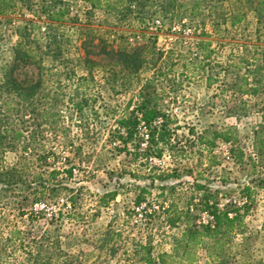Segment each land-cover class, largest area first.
<instances>
[{
	"label": "rangeland",
	"instance_id": "374dc122",
	"mask_svg": "<svg viewBox=\"0 0 264 264\" xmlns=\"http://www.w3.org/2000/svg\"><path fill=\"white\" fill-rule=\"evenodd\" d=\"M59 1L6 0L0 13V78L22 28L30 27L29 38L41 46L48 32L59 44V54L54 44L33 49L42 67L29 63L13 71L23 85L40 83L32 107L0 97L2 108L10 107L2 122L20 132L15 148L0 151V264H131L138 242H149L155 259L165 252L169 264H264L257 227L264 212V26L251 6L162 0L176 14L168 29L158 14L147 21L119 5L89 9L80 0ZM141 1L144 12L156 9L157 0ZM44 8L63 14L50 20ZM237 10L242 18L231 25ZM121 47H139L151 61L136 74L116 65L108 70ZM84 57L96 63L90 74ZM145 82L178 140L142 164L129 154L132 143L126 153L112 149L120 143H110V135L141 100ZM134 115L143 140L145 125L140 112ZM211 131L231 139L216 138L208 149L196 136L208 138ZM159 173L173 176L155 177ZM194 181L204 187L195 189ZM110 190L117 195L102 203ZM203 191L219 209L245 198L247 211L217 243L201 236L186 246L181 234L190 221L183 213L196 214L198 223Z\"/></svg>",
	"mask_w": 264,
	"mask_h": 264
},
{
	"label": "trees",
	"instance_id": "16d2710c",
	"mask_svg": "<svg viewBox=\"0 0 264 264\" xmlns=\"http://www.w3.org/2000/svg\"><path fill=\"white\" fill-rule=\"evenodd\" d=\"M80 1L87 3L89 5V9H109L119 5L120 7H124L129 12L136 11V15H146L143 16V19H146L147 21L153 19L151 18V14H153L154 16L158 14L162 18H166L168 20V29H170L171 25L173 24V18L176 15L173 9L170 10L169 7H164L162 0L156 1V9L153 10L152 13H147L146 11V13L144 12L143 1L141 0ZM237 1L242 3L247 2L251 6L252 11L255 12L258 23L264 26V0ZM5 2L6 0H0V13H3V6L7 5ZM44 12L47 13L46 17L50 20H58L63 14V10H59L57 12L53 8H51L50 10L45 9ZM241 18L242 14L239 12V10H237L234 14H231L229 22L231 25H234L235 23H238ZM29 30L30 27L29 29L24 27L21 29V31H19L18 38L12 48V58L4 65V71L2 72L0 78V97L3 96V94L5 95V97H9L8 99H12V97L15 96L17 97L18 101L21 100L25 102V105L30 108L32 107V102L36 94V88L39 86L40 83L37 80L33 83H29L28 85H23L20 80L16 79L13 71L16 67L29 63L36 64L38 68L42 67L40 66V62H38V58L32 54L33 49L35 50L43 47L47 51L48 44H54V46H52L53 52H57L59 54V44L56 36L53 33L48 32L45 36V38L47 39V44L41 46L38 42H35V38H29ZM143 49L145 48L143 47ZM114 54L117 56L116 61L109 64V66L107 67L108 70H111L116 65L120 67V69L130 71V74H136L139 70L146 68L145 65L148 64L150 60L146 57L145 53L140 52L139 47H121L118 48ZM83 62L87 73L90 74V69L96 63L91 58L86 57L83 58ZM101 67L104 68L105 65ZM148 87L149 85L147 84V82H145L139 87L138 96L141 98V100L134 108H132L128 112L126 116L119 117L116 120V126L113 130V134L110 135V143H114L115 141H118L120 143L112 146V149L116 150L117 153H126L128 152L126 145L132 143L131 152H129V154L131 155L133 160L144 159V162H142V164L147 163L146 160L148 159V157H160L164 150L172 149L173 147H175V144L178 140L176 132L174 131V127L170 126L171 120L168 114L161 111L155 102L154 88H152V90L150 91H147ZM252 91H255V88ZM5 103L6 100H4L3 104ZM77 109L80 110L81 107L77 105ZM5 110H10V107L2 108V105H0V151L4 149L11 150L15 148L14 141L20 135V132L13 128L11 124L7 122H2L1 119L3 115H5L2 113ZM135 111L140 112L141 121L143 122V124L145 125L144 127L146 128V143L144 146H141L143 140L138 134V125L140 120L134 115ZM157 120H159V122H156ZM209 134L210 137L208 138H203L202 135L196 136V140L198 141V143H203V145L208 149H210L214 145V141L216 140V138H219L225 142H228L231 139V136L226 131H211L209 132ZM71 171L72 166L68 167L65 170L66 175H71ZM170 176H173V174H155V177L162 179L168 178ZM193 185L195 189H202L204 187L202 183H199L197 181H194ZM163 187V185L160 186L161 189ZM169 187L171 188V186ZM243 189L247 190L248 187L245 186ZM142 191L143 190H141L134 198L135 206H138L140 204V201L143 199L141 197ZM116 195L117 193L115 190L106 191L100 197V201L105 204L107 202V199L112 200L115 198ZM216 203L217 201L213 199L212 196L203 191L200 193V197L195 206V209L199 211H206L209 215H211L212 226L207 223H196L194 221L196 218V214H190L187 209L183 213L185 217L184 220L186 222L190 221V224L186 225V228L181 234V238L185 239L186 246L190 243H197L200 240L199 238L201 236L212 239L213 243L215 244L218 241L216 238L218 234L230 232L235 223H237L238 225L241 224L242 216L247 211L246 204H243L241 206L233 204L231 205V208L227 207L224 209H219L216 206ZM231 212L232 215L229 217L227 213ZM168 222L169 225H173L172 220L169 218ZM132 254L134 257H136L137 261L136 263L131 264H169L166 260V257L170 256L167 255L165 252H159L156 255L155 259V257L151 254V247L149 242L136 243L132 248ZM206 264H218V262L215 259H211V261Z\"/></svg>",
	"mask_w": 264,
	"mask_h": 264
},
{
	"label": "built area",
	"instance_id": "2783aa9c",
	"mask_svg": "<svg viewBox=\"0 0 264 264\" xmlns=\"http://www.w3.org/2000/svg\"><path fill=\"white\" fill-rule=\"evenodd\" d=\"M156 122H159V120H157ZM143 132H144V136H143L144 138H143V142L141 143V146H144L145 143H146V131L144 130ZM218 148H220V149L223 148L224 152L222 154L225 156V158H228V153H227L225 144L224 143H219ZM156 160L157 159L155 157H148V161L155 162ZM233 203H235V205H237V206H241L244 203H246V199L241 197L237 201L233 200ZM218 207H222V204H220ZM135 209H138V208L135 207ZM227 215L230 217L232 214L231 213H227ZM197 222L198 223H204V224L207 223L210 226H212V217L206 211H201L200 214H199V219L197 220Z\"/></svg>",
	"mask_w": 264,
	"mask_h": 264
},
{
	"label": "crops",
	"instance_id": "0c3cea01",
	"mask_svg": "<svg viewBox=\"0 0 264 264\" xmlns=\"http://www.w3.org/2000/svg\"><path fill=\"white\" fill-rule=\"evenodd\" d=\"M263 189V188H262ZM258 196H261V192H258ZM261 218H259V225H257L258 227V232L261 234H264V212L261 214L260 216Z\"/></svg>",
	"mask_w": 264,
	"mask_h": 264
}]
</instances>
